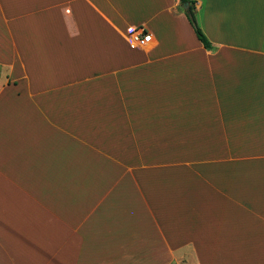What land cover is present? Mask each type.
I'll return each mask as SVG.
<instances>
[{
	"label": "crops",
	"instance_id": "0c3cea01",
	"mask_svg": "<svg viewBox=\"0 0 264 264\" xmlns=\"http://www.w3.org/2000/svg\"><path fill=\"white\" fill-rule=\"evenodd\" d=\"M193 5L0 0V264H264V0Z\"/></svg>",
	"mask_w": 264,
	"mask_h": 264
},
{
	"label": "trees",
	"instance_id": "16d2710c",
	"mask_svg": "<svg viewBox=\"0 0 264 264\" xmlns=\"http://www.w3.org/2000/svg\"><path fill=\"white\" fill-rule=\"evenodd\" d=\"M186 1L187 6L185 8H182L183 12L185 13L189 23L191 24L193 31L197 37V39L205 46H209V41L203 34L202 30L198 26V24L195 21V16H194V5H193V0H179V3L181 4L182 2ZM171 264H181V263H171Z\"/></svg>",
	"mask_w": 264,
	"mask_h": 264
},
{
	"label": "built area",
	"instance_id": "2783aa9c",
	"mask_svg": "<svg viewBox=\"0 0 264 264\" xmlns=\"http://www.w3.org/2000/svg\"><path fill=\"white\" fill-rule=\"evenodd\" d=\"M126 35L131 46H140L151 39V35L141 25L126 28Z\"/></svg>",
	"mask_w": 264,
	"mask_h": 264
},
{
	"label": "water",
	"instance_id": "95a60500",
	"mask_svg": "<svg viewBox=\"0 0 264 264\" xmlns=\"http://www.w3.org/2000/svg\"><path fill=\"white\" fill-rule=\"evenodd\" d=\"M181 6H182V7H186V6H187V2H186V1L182 2V3H181Z\"/></svg>",
	"mask_w": 264,
	"mask_h": 264
}]
</instances>
